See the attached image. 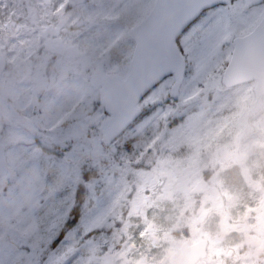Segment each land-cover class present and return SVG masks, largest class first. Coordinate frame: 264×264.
<instances>
[{
  "label": "rangeland",
  "instance_id": "rangeland-1",
  "mask_svg": "<svg viewBox=\"0 0 264 264\" xmlns=\"http://www.w3.org/2000/svg\"><path fill=\"white\" fill-rule=\"evenodd\" d=\"M154 2L104 0V9L111 8L114 17L95 25L92 37L95 40L96 32L104 39L95 40L94 47L86 38L87 63L89 55L115 57L121 64L112 71L124 73L134 48L130 31ZM233 4L197 25L198 67L186 65L190 73L176 100L170 97L174 81L159 85L140 104L143 118L101 152L97 145L108 117L103 107L92 116L86 114L93 105L82 97L92 98V90L76 85L55 88L29 117L23 111L20 117L6 111L13 97L6 90L0 103V133L9 173L0 178V264H168L184 242L176 235L178 226L189 233V220L182 221L191 205L192 182L186 173H196L204 164L207 138L216 128L239 133L242 108H249L248 98L254 96L250 85L223 91L218 81L229 56L225 38L252 31L264 7L235 18L226 34L207 38L201 30L209 18L238 11L240 4ZM15 100L13 108L33 109L29 99ZM254 117L246 126L250 130ZM258 128L256 135L248 133L247 149L264 145V109ZM150 175L157 178V187H151ZM78 185L80 216L54 244L74 207ZM8 232L19 236L28 251L14 254L2 245Z\"/></svg>",
  "mask_w": 264,
  "mask_h": 264
},
{
  "label": "flooded vegetation",
  "instance_id": "flooded-vegetation-1",
  "mask_svg": "<svg viewBox=\"0 0 264 264\" xmlns=\"http://www.w3.org/2000/svg\"><path fill=\"white\" fill-rule=\"evenodd\" d=\"M261 4L264 0L258 5ZM227 5L204 9L201 20L229 8ZM106 6L104 0H0V103L10 89L13 97L7 100L9 114L20 117L23 111L29 117L53 89L75 85L93 91L92 98L82 97V101L88 99L85 102L93 105L86 109V114L92 116V112L101 108V86L93 77L98 71L112 75L117 61L112 57L89 55L88 64L85 46L86 38L91 47L95 46V40L104 39L95 32L94 40L91 31L96 24L114 17L111 8L104 9ZM254 8L241 4L238 18ZM233 17L234 13L222 12L215 19L209 18L204 36L226 34ZM233 35L224 46L229 49L230 58L235 39L242 37ZM243 50L250 52L251 48ZM247 59L253 61L254 57L250 55ZM244 85L252 86L254 91L256 82L241 86ZM22 97L33 103L32 110L12 107L17 102L15 99ZM248 100L251 106L242 108L243 128L239 133L235 129L216 128L207 138L206 159L199 165V171L191 174L181 169V174L186 173L192 182L191 205L182 216L183 224L189 220V233L180 225L176 235L191 246L206 241L207 257L196 264L217 261L219 264H264V145L255 150L246 146L248 133L260 132L258 122L264 109V95L254 93ZM3 116L0 108V119ZM252 116H255L254 130L246 127ZM237 133L238 138L232 144ZM156 183L157 180L150 183L151 187H157ZM2 245L11 248L13 253L28 251L22 239L9 232L4 235Z\"/></svg>",
  "mask_w": 264,
  "mask_h": 264
},
{
  "label": "water",
  "instance_id": "water-1",
  "mask_svg": "<svg viewBox=\"0 0 264 264\" xmlns=\"http://www.w3.org/2000/svg\"><path fill=\"white\" fill-rule=\"evenodd\" d=\"M230 0H157L150 17L131 32L136 40V49L129 66L128 75L124 80L118 77L104 79L103 104L111 115L109 128L103 139L108 146L140 115L139 102L148 92L149 87L159 76L158 67L170 46H173V36L179 33L181 27L205 7L213 4H225ZM260 0H246L254 5ZM253 41L264 43V19L251 34ZM260 35V36H257ZM263 50L264 46H259ZM256 49L255 54L259 55ZM258 65L264 66V62ZM183 77L175 80L171 96L177 98ZM257 79L258 94L264 93V67L258 71L244 68L243 54L237 47L232 61L224 75L223 84L231 87L239 83ZM7 172L4 148L0 141V176ZM206 243L195 246L184 244L169 259L170 264H196L206 257Z\"/></svg>",
  "mask_w": 264,
  "mask_h": 264
},
{
  "label": "snow or ice",
  "instance_id": "snow-or-ice-1",
  "mask_svg": "<svg viewBox=\"0 0 264 264\" xmlns=\"http://www.w3.org/2000/svg\"><path fill=\"white\" fill-rule=\"evenodd\" d=\"M203 15L201 10L181 27L179 33L173 36V46H170L164 54L158 67V79L149 87L148 92L154 91L161 84L188 75L190 69L186 67L187 64L191 63L198 67L200 41L195 29Z\"/></svg>",
  "mask_w": 264,
  "mask_h": 264
},
{
  "label": "trees",
  "instance_id": "trees-1",
  "mask_svg": "<svg viewBox=\"0 0 264 264\" xmlns=\"http://www.w3.org/2000/svg\"><path fill=\"white\" fill-rule=\"evenodd\" d=\"M79 203H81V191L80 190L77 192L75 207L71 211L69 220L66 222L64 229L70 228L73 225V223L80 216V214H79Z\"/></svg>",
  "mask_w": 264,
  "mask_h": 264
}]
</instances>
